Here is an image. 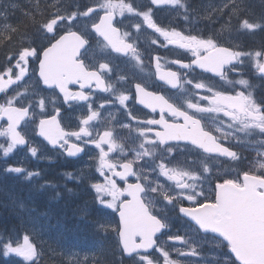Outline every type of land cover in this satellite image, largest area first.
Masks as SVG:
<instances>
[{"label": "snow or ice", "instance_id": "obj_1", "mask_svg": "<svg viewBox=\"0 0 264 264\" xmlns=\"http://www.w3.org/2000/svg\"><path fill=\"white\" fill-rule=\"evenodd\" d=\"M162 5L183 10L184 19H189L185 0H150V6L143 10L135 7L132 0H95L91 6L76 5L74 9L54 0L45 9L37 2L35 11L25 13L36 29L34 35L42 36L40 43L28 39L26 30L21 31L20 26H0V48L6 50L5 62L0 64V153L9 157L18 147L28 145L31 156L38 157L39 148L31 146L25 131L29 127L47 145L68 157L78 156L88 145L94 146L98 152L93 166L99 177L88 178L94 199L103 209L118 213L117 221L105 219L99 227L105 233L116 234L118 246L133 264H192L187 258H203L194 236L187 232L170 234L169 218L157 211L161 203L173 209L178 207V214L186 218L190 231L196 236L211 235L217 248L227 250L223 252L227 259L217 260L216 264H264V97L257 99L253 95L249 80L232 81L227 76L247 58L264 78V44L257 50L245 51L238 45L224 46L214 36L163 27L154 19L152 7ZM223 8H229L226 27L231 28L230 21L235 18L241 34L264 32V11L253 18L246 0H229ZM126 14L140 18V22L125 26ZM0 17L7 19V8L0 11ZM143 26L156 34L150 41L152 45L164 48L171 45L191 54L188 62L175 59L170 63L189 72L199 69L211 73L231 85V89L217 90L204 80L182 81L179 72L162 69L159 56L154 57L159 81L184 93L186 83L205 94L194 92L192 95L199 97L194 102L187 96L174 94L173 98L150 91L144 82L134 84V94L122 90L123 86L118 88L117 83L126 77L117 75L116 80L112 79L117 68L112 63V54L126 58L128 63L134 61L143 72L138 43ZM132 28L135 35L128 30ZM9 48L12 50L7 51ZM30 71L35 84L25 82ZM145 78L151 76L145 73ZM73 85L78 90L73 91ZM47 90L55 96L43 95ZM97 91L109 95L94 107ZM61 95L63 104L80 105L85 110L77 130H67L58 118L61 108L56 106V100ZM130 100L151 113L158 112L159 118L133 115L127 103ZM48 104L54 106V114L46 113ZM105 105H119L117 110L123 111L128 122L117 120L109 112L106 123L112 125L115 121V125L100 130ZM209 117L215 123L214 131L206 124ZM125 131L126 142L120 139V132ZM236 133L244 134L240 145L247 143L256 150L257 159L248 170L235 176L228 173L217 176L213 184L212 168L205 160L194 161L188 167L170 166L181 144L190 145L209 160L222 156L240 161V153L231 142L228 146L222 143L231 141ZM4 171L26 174L28 178L39 175L22 166H7ZM65 175L69 179L81 178L73 177L71 172ZM161 176L171 184L161 183ZM130 177L135 182H129ZM99 178H103L102 182ZM185 201L189 206H184ZM166 234L167 241L183 247L160 243V236ZM0 251L5 257L22 258L26 264H36L40 255L29 235H24L22 241L0 240Z\"/></svg>", "mask_w": 264, "mask_h": 264}, {"label": "rangeland", "instance_id": "obj_2", "mask_svg": "<svg viewBox=\"0 0 264 264\" xmlns=\"http://www.w3.org/2000/svg\"><path fill=\"white\" fill-rule=\"evenodd\" d=\"M31 2H34L36 5L37 2H39V5L45 9L48 5H51L54 0H31ZM226 2H229V0H224V3ZM61 3L64 6L74 5L72 0H61ZM154 9L157 11L158 18L165 21L161 12L169 11L171 7L162 5L159 7L154 6ZM225 9L229 10V8ZM251 13L254 14L253 18H255L256 14L254 13L253 7ZM203 18H207V14H204ZM136 22H140V20L134 18L124 19L125 26ZM128 30L131 31V29ZM132 30L135 31L134 28H132ZM150 38L149 30L142 29L140 40L147 45V41L150 40ZM36 39L38 41L39 37L37 38L36 36ZM246 40L247 43L245 44L247 45H256L257 43L253 34H249ZM235 41H238V39H235ZM8 50L11 51L12 49L9 48ZM116 72H120V70H116ZM29 77H31V79H29ZM29 77L25 78V82L28 84H35V76L31 71ZM43 95L48 97L55 96L53 92L48 91H45ZM58 100L59 98L56 100V106H58ZM115 107L116 111H118L119 105H115ZM45 111L46 113L53 112L54 106L48 104ZM109 112L113 114L111 106H109L102 115V124L99 127L100 130L110 127V125L106 123ZM37 113H39V109H37ZM83 113L84 112H81L80 114L82 115ZM39 118L38 115L37 120ZM62 124L67 130L71 131L76 129L68 123L65 117L62 118ZM25 131L28 133L31 146H37L39 148L38 157H32L31 153L28 152V148L25 150L17 148L9 157H3L2 153H0V234L7 230L10 234H13V237L29 235L32 242L36 245L37 250L43 253V256H45L47 260L52 261L53 264H98V262L102 264L100 263L102 256L95 259L96 250L94 244L95 241L106 240L108 238V233H105L99 227V224L107 219V217L104 211H97L95 209L96 206L94 201L87 195L90 193L89 191H83V199H72V215L67 218L48 216L42 212V209L38 207V203H36L50 200L51 193H61V188L65 186L62 182H51L54 174L57 172L56 167H58L54 164L53 167H55V170L53 174L49 173V166H51L54 161H57L59 167L68 166L69 172L73 174V177H81L79 179L74 178L77 180L78 184L90 187L91 181L88 178L93 175L99 177L98 173L94 171L93 166V158L96 156L98 150L92 146L89 150H86L85 155L80 161L68 163L59 153L50 151L48 147L36 137V133L32 131L31 127L25 129ZM0 142H2V140H0ZM10 162L12 166H22L27 171L39 173V170H41L37 178V175L29 178V184L25 190L28 196L31 194V199L38 208L39 214H33L29 205L23 200L25 191L21 192L19 190V176L22 174L6 173L4 171L5 167L11 166ZM82 173L83 176H81ZM65 196L70 198L72 196L71 192L65 191ZM21 204L24 205L23 208L20 207ZM15 206L17 209L16 212L12 211L14 212L12 215L16 218H14V221L8 209L15 208ZM92 227H94L96 232L95 239H93V234L90 232ZM101 244L104 247L103 252L105 257H111L110 253L112 252L108 244L104 242H101Z\"/></svg>", "mask_w": 264, "mask_h": 264}, {"label": "flooded vegetation", "instance_id": "obj_3", "mask_svg": "<svg viewBox=\"0 0 264 264\" xmlns=\"http://www.w3.org/2000/svg\"><path fill=\"white\" fill-rule=\"evenodd\" d=\"M189 60L190 59L185 58L183 61L188 62ZM164 69H171L177 72H180L178 70H181L183 71V73L181 74V80L184 81V80L190 79L191 72L189 71L185 72L184 70L177 68L176 64L174 65L167 64L166 66H164ZM252 73H254V71L252 70H243L242 72H240L241 75L244 74L247 76H250ZM137 78L139 81V76H137ZM261 79L264 80L263 78ZM140 80L141 82H144L147 85L149 84L146 81L147 80L146 78H140ZM133 86H132V90L130 91L134 94ZM148 87L150 91L159 92L165 95L166 97L174 98V94H176L180 96H187L188 98L193 99L194 102L196 99L199 98L198 96L192 95L194 92H199L201 95L205 94L204 90H193L194 88L191 85H188L187 93L181 92L180 90H170L169 88L164 87V86L159 87L157 89L156 83H152L150 86L148 85ZM250 91L254 93L253 95L256 96L257 99L264 97V90H250ZM127 103H128L129 108L132 110L133 115L135 116H138L142 119L143 118H153V117L159 118L158 112L151 113L150 109L144 108L142 105L135 103L133 100H130ZM114 116H116L117 120L128 122V118L124 115V113L122 114L116 113ZM132 123L135 124V121H132ZM113 124L115 125V121H113ZM206 124L214 131L215 123L210 117L206 119ZM224 130L228 131L226 127ZM214 134L220 135L219 133H215V132ZM127 135L128 134L126 131L120 132V139L126 142ZM234 141L235 140H233V142ZM229 142L230 141L228 140H222V143H224L225 146H228ZM231 144L233 146V149L237 151L238 153H240V156H241L240 161H233L230 158L222 157V156L209 160L207 156L202 153L198 155L197 151L192 149L190 145L185 147L183 144H181L180 148H178L176 152L174 153L176 159L172 161V165L170 166L188 167L192 165L194 161L199 162L200 160H205L208 162L209 166L212 168L211 180L214 184L217 176H223L226 173L231 174L232 176H235L238 172H241L243 170H248L249 168H251L255 160L257 159L256 150L253 146H249L247 143L240 145V142H237V143L231 142ZM129 146H132V145H129ZM129 158H131V156H129ZM140 163H143V161H141ZM153 178H154V174H153ZM159 180L161 183L165 184L166 186L171 184V182L167 181L166 178L162 176L159 177ZM129 182H135V178L130 177ZM118 183H120L121 186H123V182L118 180ZM184 206H189L187 201L184 202ZM157 211L160 212L161 215H166L172 221V224L175 226L176 230L186 231L184 229L185 228L184 225H186L187 223L182 219L173 218V215L178 211V207L177 209H173L171 208V206H168L165 210L157 208ZM195 263L196 262H192V264H195Z\"/></svg>", "mask_w": 264, "mask_h": 264}, {"label": "trees", "instance_id": "obj_4", "mask_svg": "<svg viewBox=\"0 0 264 264\" xmlns=\"http://www.w3.org/2000/svg\"><path fill=\"white\" fill-rule=\"evenodd\" d=\"M248 6H249V8L252 9V7L249 4H248ZM259 6H264V0H262V4H260ZM35 7H36L35 4L30 5L28 10H25L24 13H31V12L35 11ZM40 8L43 9L42 6H40ZM37 18L39 19L40 17L38 16ZM13 26H20L21 31L26 30L28 39H36V36L34 35L36 32V29L32 25L29 17L25 16V14L24 15H21L20 13L15 14ZM7 51H9V50H7ZM5 54H6V50L3 48H0V64H2L4 62ZM42 212H44L46 215L48 214V211H46L45 209H43Z\"/></svg>", "mask_w": 264, "mask_h": 264}, {"label": "water", "instance_id": "obj_5", "mask_svg": "<svg viewBox=\"0 0 264 264\" xmlns=\"http://www.w3.org/2000/svg\"><path fill=\"white\" fill-rule=\"evenodd\" d=\"M26 146V145H25ZM25 146H21V148L25 147Z\"/></svg>", "mask_w": 264, "mask_h": 264}]
</instances>
